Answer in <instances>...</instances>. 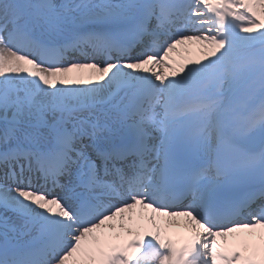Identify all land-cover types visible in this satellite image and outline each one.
Here are the masks:
<instances>
[{"label":"snow or ice","instance_id":"6c2138e0","mask_svg":"<svg viewBox=\"0 0 264 264\" xmlns=\"http://www.w3.org/2000/svg\"><path fill=\"white\" fill-rule=\"evenodd\" d=\"M0 209V264H264V0H0Z\"/></svg>","mask_w":264,"mask_h":264},{"label":"bare ground","instance_id":"6f19581e","mask_svg":"<svg viewBox=\"0 0 264 264\" xmlns=\"http://www.w3.org/2000/svg\"><path fill=\"white\" fill-rule=\"evenodd\" d=\"M188 47L192 50L191 53H179V54H173L176 56L177 60L180 59L181 56H187V55H192L193 57L197 56L199 53L197 51V49L199 48L198 45L196 44H189Z\"/></svg>","mask_w":264,"mask_h":264}]
</instances>
